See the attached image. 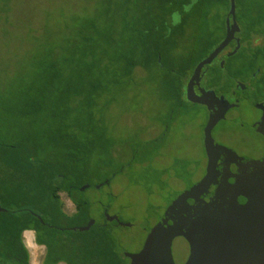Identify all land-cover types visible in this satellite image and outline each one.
Masks as SVG:
<instances>
[{
  "label": "rangeland",
  "instance_id": "obj_1",
  "mask_svg": "<svg viewBox=\"0 0 264 264\" xmlns=\"http://www.w3.org/2000/svg\"><path fill=\"white\" fill-rule=\"evenodd\" d=\"M128 1L9 0L8 9L0 1V87L9 89L7 105L16 104L21 98L23 81L28 80L25 75L32 76L39 56L44 55L43 60L47 57L50 37L54 41L62 40L63 46L66 44L58 55L57 64L64 76L55 84L61 92L75 87L80 94L79 98L69 96L70 102L62 105L57 104L54 95L47 102L50 109L40 113L39 118L49 120L46 136L51 138H37L41 148L36 157L48 160L52 158V151L63 153L67 150L65 145L68 143L56 138L63 130L60 127L63 119L73 124L74 148L69 149L73 155L67 153L70 160L63 162L66 169L61 167V162L54 164L52 171L56 178L52 184L34 183L28 200L18 204L39 214L45 222H53L51 226L71 229L52 233L65 246L60 254L64 262L70 258L73 248L82 250L86 247L85 250H90L88 256L92 257L93 264L106 262L101 257H106L110 264H130L128 256L141 251L170 204L206 176L203 130L208 122L207 109L188 102L183 93L187 76L210 52L209 46L207 49L201 46L203 34L198 31L201 23L195 18L188 20L184 36L175 35L174 44H168L160 53L162 63L155 60L147 66L142 63L126 75V65L122 64L125 56L130 59L131 54L140 53L146 39L152 38L145 28L150 20L145 16L147 9L157 8L160 4L159 0ZM237 5L238 19L243 27L248 29L249 26L248 30L253 32H264V0H237ZM186 9L189 11L188 7ZM228 11L222 3L213 6V15L208 19L206 30L213 31L216 39H222L220 37L224 35L221 23L222 20L226 22ZM253 11L257 16L252 15ZM253 16L259 19L255 20ZM171 18L172 23L180 21L176 14ZM251 20H255L254 25ZM33 25L36 29L38 25L40 31L24 34L25 30L34 28ZM109 31L111 36L107 35ZM53 32L56 35L51 36ZM89 35L92 36L89 45L92 51L84 63L81 49L85 43L82 38ZM257 37L260 40L254 46L251 44L254 48H243L218 72L211 70L212 77L207 80L209 86L220 91L232 87V78L242 76L240 79L245 80L260 69L258 82L252 86L253 92L247 94L237 111L232 113L238 117L236 122L221 124L213 132L216 143L248 159H256L264 147L263 140L251 130V126L264 117L259 103L264 98V47L262 50L257 47L264 46V34L252 37L250 43ZM76 46H79V51L73 53L71 50ZM115 50L123 51L122 62L114 56ZM66 54L73 62L79 58L74 65L82 74L81 82L75 78L69 81L73 64L62 58ZM88 57L92 62H88ZM88 63L93 66L87 67ZM45 69V65L41 70L36 67L34 75L40 71L44 76ZM181 81L180 97L176 88L182 84ZM40 82L43 83L42 80ZM55 84L50 94L58 87ZM90 85L96 88L95 95L89 91ZM72 89L70 94L74 92ZM4 101L0 99V134L5 133L7 141L12 142L11 136L18 137L20 132L16 131V118L3 115ZM42 119L36 122V130L46 125ZM20 125L23 130L27 128L26 122ZM29 140L32 146L28 147L33 150L35 140L32 136ZM53 187L62 189L57 193L61 214L52 211V216H49L51 208L46 204L52 198L50 190ZM72 187L74 190L69 194ZM12 202L1 208L9 211V207L14 206ZM74 203L80 205L79 210ZM113 218L117 221L109 220ZM89 224L90 229L81 230ZM255 232L251 228L246 233ZM26 234L31 233L22 234L23 244ZM238 237L237 231L233 230L227 238L234 241ZM226 247L234 251L238 244L228 243ZM27 251L29 264H41L44 248L38 246L35 255L32 249ZM104 251L106 254L103 256ZM82 256L83 253H79L78 257ZM4 264L15 263L6 261Z\"/></svg>",
  "mask_w": 264,
  "mask_h": 264
},
{
  "label": "trees",
  "instance_id": "obj_2",
  "mask_svg": "<svg viewBox=\"0 0 264 264\" xmlns=\"http://www.w3.org/2000/svg\"><path fill=\"white\" fill-rule=\"evenodd\" d=\"M0 1L7 6V9L9 8V0ZM159 3L160 4L157 6V8H148V12L145 14V16L150 17V20L148 23H146V26H148H144L147 30L148 36L151 35L154 41H152V38L150 37V39L147 38V42L143 44L144 46L140 53L131 54L130 59H127L125 56L122 64L126 65V75H130L131 72L142 63L144 64H142L143 66H147L151 61L154 60L157 61V63H162L160 59V53L162 51H165L168 44H174L176 36H184V29L187 26L188 20L191 18L192 21L195 18L198 20L199 23H201V27L198 26L200 28L198 29V31L203 34L201 46H203L205 49H207L209 46V50H211L220 41V39H216L214 37L213 31L206 30L208 24L207 22H209V17L213 15L212 9L215 3H222L226 6V10H229V0H159ZM235 4L237 13L236 15L238 18L239 6L237 5V0H235ZM187 7L189 8V11L186 9ZM254 13L255 12L253 11L252 15H255ZM174 14H176V16L180 18V21L177 24L172 23V20H170L172 19L171 16H174ZM255 16H257V14ZM252 18L255 20L259 19H256L254 16ZM255 20H251V24L254 25ZM151 22H153L154 24H151ZM221 24V29L224 31L225 22L222 20ZM238 24L241 29H244V31L242 29V41L244 42L243 48H245L246 46L250 47L249 44H251L250 40L252 37L256 35L262 36L264 34V32H253L252 30H248L249 26L248 29H245L243 25L239 22V19ZM252 26L250 27V29H252ZM37 31H40L38 25L37 29L36 27L30 28L28 31L25 30L24 34H26L27 32L28 34H36ZM110 32L111 31L107 33L108 36H111ZM244 34L245 36L247 34V36L245 37ZM53 35H56V33L53 32L51 36ZM91 37L92 36L89 35L83 36L82 38V41L85 43L84 47L81 49L84 52V63L86 62L87 56H89L88 53L91 55L92 48H89L90 41H92ZM220 38H222V36ZM49 39L50 41L48 42V47L50 49L49 53L47 54V57L43 60L44 55L39 56V62L37 60L38 64L34 66L36 71V67L40 68L41 70L42 66L45 65L46 69L44 76L42 75V73H40V71V74L36 73L34 75V71L32 73V76L31 74L25 75L28 80L27 82L25 80L23 81L24 87L22 89V95L16 104L7 105L6 100L7 95L9 94V89L6 86L0 87V99L5 100V106L2 108V110L4 109L3 115L9 114L8 118H16L15 122H17L18 124L16 131L20 132L21 134H24L21 135L20 133H18V137H16V135H12V142L7 141V136L5 133L0 134V200L3 204H0V207L7 205L6 203H9L11 200L13 201L12 203H14L13 207H9V211L0 210V264H4V262L6 261L15 264H29V253L24 247L22 240L23 232L29 230H34L36 232V243L38 245H45L47 249L44 264H58L60 262H64L62 258L60 259V254L61 251L64 250L65 246L61 242V240H58L57 236L52 235V233H57V231L60 233L71 230L51 226L50 224H52L53 222H45L43 218L38 214L41 219L40 222L39 219L36 217L37 214L34 215L35 213L32 212L31 209H27L26 207L22 208V206H19L20 203L23 204L28 200L31 185L33 186L34 183H38L40 185H48L49 182L52 184L53 180L56 178V175L52 171L54 164L56 162H61V167L66 169V165H63V162L65 159H68L67 153L69 152V149L74 148V138H72L73 131H71L73 127L72 121L65 122L63 119L61 121L60 126L61 128H63V130L61 131L62 134L59 132V135L58 137L56 135V138H61L63 141H66L68 143L67 145H65L67 150L63 153L58 150L52 151V158H49L48 160L41 159V157H36V152L41 148L38 147L39 143H37V138L46 136V132L48 131L49 120L39 118L41 116V112L45 110L48 111L50 109L48 107L47 102L50 101V99L54 95L56 97L55 99L58 105H62V103L68 104V102H70L69 96L71 95L72 98L80 97V94L77 93V88L69 87V89H67L66 91L61 92L59 91V86L55 84V82L57 81L61 82L59 78H62V76H64L62 69H60L59 65L57 64L58 55L59 53H61L66 44L63 46V44L61 45L62 40L54 41V39L51 37ZM263 47L264 46L259 47V50H262ZM71 51H73V53L75 51H79V46L74 47V49ZM66 52L69 51L66 50ZM122 52V50H115L114 52V56L116 57V59H121V61L119 60L120 62H122L124 55L122 54ZM261 54L262 53L259 52V55ZM62 58L73 64L71 74L68 77L69 81H73V78H75L76 81L81 82L82 74L81 72L78 73V66H75L79 58H75V62H73L70 56L67 54L65 56H62ZM89 60L90 59L88 57V62ZM89 63L87 67L93 66ZM41 80L43 81V83L40 82ZM53 84L58 87L55 88L56 90L53 94H50V90ZM182 87L183 83L178 84L176 88V94L180 93V97L182 96ZM72 88L74 89V92L70 94L69 90H71ZM90 90L91 93L93 92L94 95L97 93L96 88L92 87L91 85L89 87V91ZM41 119L43 120V123L46 122V125L43 127V129L36 130L35 124ZM23 122L27 123V128H25L24 130L21 128L20 125ZM2 123H6L4 119ZM5 126H7V124ZM60 127L58 128L60 129ZM30 136H32V138L35 140L33 150L32 147H28L32 146V143H30L29 140ZM69 154L73 155L71 152H69ZM69 160L70 158L67 161ZM61 190L62 189L59 187H53V189L50 190L52 198L48 199L47 204L45 203L47 207L51 208V211H48L49 216H52V211H59L61 214V208L59 204L60 202L57 196V193H59ZM73 190L74 188L72 187L70 189V192H67L70 194ZM69 194L67 195L70 197ZM75 206L76 210L80 209V205L75 204ZM85 248L82 250L79 248H73V253L70 255V258H68V260H66V262L64 263L93 264V261L90 260L92 257L89 258L90 250L89 248L85 250ZM57 252L59 253L56 256ZM79 253H83L82 258L78 257ZM102 254L104 256L106 252L104 251L102 252ZM101 259L106 260V262L103 261V263L105 262V264H110L109 260L106 257H101ZM77 260H79V263L76 262Z\"/></svg>",
  "mask_w": 264,
  "mask_h": 264
},
{
  "label": "water",
  "instance_id": "obj_3",
  "mask_svg": "<svg viewBox=\"0 0 264 264\" xmlns=\"http://www.w3.org/2000/svg\"><path fill=\"white\" fill-rule=\"evenodd\" d=\"M229 1L226 36L196 65L186 85L188 102L216 103L214 95L210 99L205 93L196 95L194 86L199 85L203 68L213 62L239 31L235 0ZM219 113L216 111L204 128L206 176L170 204L141 251L128 256L130 264H264V155L242 158L216 143L212 130L220 120ZM255 131L264 137V125ZM90 228L91 224L81 230ZM251 228L256 232L246 233ZM233 230L239 236L234 241L227 238ZM233 242L238 244L234 251L226 247Z\"/></svg>",
  "mask_w": 264,
  "mask_h": 264
},
{
  "label": "flooded vegetation",
  "instance_id": "obj_4",
  "mask_svg": "<svg viewBox=\"0 0 264 264\" xmlns=\"http://www.w3.org/2000/svg\"><path fill=\"white\" fill-rule=\"evenodd\" d=\"M227 18H228V15L225 17V20H227ZM235 18H236V23L239 26L237 15ZM226 28L227 27H226V22H225V30H224V35L222 36V39H220L218 44L213 49L210 50L208 55L224 40V38L226 36ZM242 37H243L242 36V29L239 26V31L235 32L234 39L222 50V52L213 60V62L210 65L205 66L203 68V70L200 73L199 85L194 86V92L196 95H201V94L205 93L207 99H210L212 97V95L215 96L214 97V99L216 100L215 104H211V103L205 104V105L200 104V105H202V107L207 109V120H208V122L210 121V119L213 116H215L216 111L220 112L219 113L220 120L217 122V124L214 126V129L212 130V137H213V132L215 130H217L221 126V124L235 123L236 122L238 117L233 116L232 113L237 111V109L239 108V106L243 102L244 97L247 94L251 93V91L253 92L252 86L256 82H258V77H259V74L261 73L260 69H257L256 71L251 73L245 80L240 79V77H242V76H239L238 78H234V79L232 78L231 79L232 83H233L232 87H230L228 89L225 88V89L220 90V91H218L216 89V87H214V86H209V84L207 83V80L210 77H212V76H210L212 74V73L210 74L211 70L213 72L216 69L215 71L218 72V69H220L221 66H225V64L230 59H232L234 56H236L238 54V52L243 49L244 42L242 41L243 40ZM257 40H260V38L259 37L255 38L254 42L251 44H253V46H254L256 44ZM251 44H249L250 47L254 48L253 46H251ZM257 47H260V46H257ZM194 69L195 68H193L191 74H189L187 76V79L185 80V86H184V91H183L184 97H185L186 85L189 82V80L193 74ZM259 103H261L262 109L264 111V98H262L261 102H259ZM208 110H209V112H208ZM208 122H207V124H208ZM206 125H205V127H206ZM263 125H264V117H262L259 120V122H257L255 125H252L251 130L257 136H259L263 140V143H264V137L260 133L255 131V129L260 128ZM203 136H204V130H203ZM263 155H264V147H263V150L257 154V158L262 157ZM206 162H207V160H206ZM33 232H34V236H35L34 238L36 240V236H37L36 232L34 230H33Z\"/></svg>",
  "mask_w": 264,
  "mask_h": 264
},
{
  "label": "clouds",
  "instance_id": "obj_5",
  "mask_svg": "<svg viewBox=\"0 0 264 264\" xmlns=\"http://www.w3.org/2000/svg\"><path fill=\"white\" fill-rule=\"evenodd\" d=\"M29 233H31V234H26L25 235L24 247L26 249H32L33 250V254L35 255V253L38 250V246L34 243V232H33V230H29Z\"/></svg>",
  "mask_w": 264,
  "mask_h": 264
},
{
  "label": "crops",
  "instance_id": "obj_6",
  "mask_svg": "<svg viewBox=\"0 0 264 264\" xmlns=\"http://www.w3.org/2000/svg\"><path fill=\"white\" fill-rule=\"evenodd\" d=\"M25 232H27V231H25ZM24 233V232H23ZM35 237V236H34ZM34 243L36 244V240H35V238H34ZM37 246H39L40 247V245H38V244H36ZM41 247L42 248H44V257H43V261L41 262V264H44V260H45V256H46V252H47V249H46V247H45V245L43 246V245H41ZM60 263H63V262H60ZM60 263H58V264H60ZM65 264V263H64Z\"/></svg>",
  "mask_w": 264,
  "mask_h": 264
}]
</instances>
